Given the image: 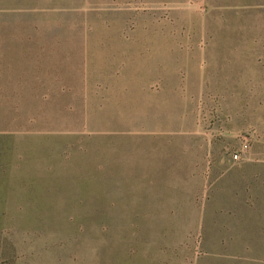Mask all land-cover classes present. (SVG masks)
Segmentation results:
<instances>
[{
  "label": "rangeland",
  "instance_id": "374dc122",
  "mask_svg": "<svg viewBox=\"0 0 264 264\" xmlns=\"http://www.w3.org/2000/svg\"><path fill=\"white\" fill-rule=\"evenodd\" d=\"M263 135L264 0H0V264H195Z\"/></svg>",
  "mask_w": 264,
  "mask_h": 264
},
{
  "label": "crops",
  "instance_id": "0c3cea01",
  "mask_svg": "<svg viewBox=\"0 0 264 264\" xmlns=\"http://www.w3.org/2000/svg\"><path fill=\"white\" fill-rule=\"evenodd\" d=\"M11 91L21 94L20 86ZM260 144L258 157L242 155L240 161L223 157L221 164L208 165L205 177L194 174L197 165L191 168L188 222L202 226L203 243L195 264L264 261V135ZM169 206L176 207L173 202ZM166 212L179 217L177 209Z\"/></svg>",
  "mask_w": 264,
  "mask_h": 264
},
{
  "label": "built area",
  "instance_id": "2783aa9c",
  "mask_svg": "<svg viewBox=\"0 0 264 264\" xmlns=\"http://www.w3.org/2000/svg\"><path fill=\"white\" fill-rule=\"evenodd\" d=\"M247 149H248V145H245V146H244V150H247ZM242 155H243V153H238V154L234 155V156H233V160H234V161H240Z\"/></svg>",
  "mask_w": 264,
  "mask_h": 264
}]
</instances>
